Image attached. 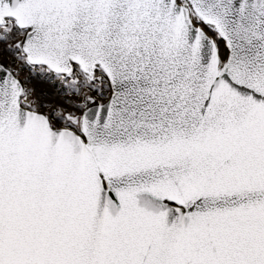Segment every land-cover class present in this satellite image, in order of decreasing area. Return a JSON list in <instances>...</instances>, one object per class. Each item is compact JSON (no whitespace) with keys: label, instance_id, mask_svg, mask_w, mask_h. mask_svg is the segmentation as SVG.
<instances>
[{"label":"snow or ice","instance_id":"1","mask_svg":"<svg viewBox=\"0 0 264 264\" xmlns=\"http://www.w3.org/2000/svg\"><path fill=\"white\" fill-rule=\"evenodd\" d=\"M0 264H264V0H0Z\"/></svg>","mask_w":264,"mask_h":264}]
</instances>
